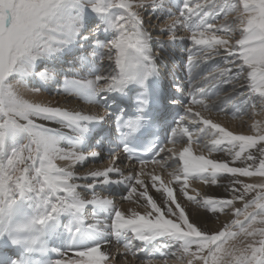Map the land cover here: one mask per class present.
<instances>
[{"label": "snow or ice", "instance_id": "1", "mask_svg": "<svg viewBox=\"0 0 264 264\" xmlns=\"http://www.w3.org/2000/svg\"><path fill=\"white\" fill-rule=\"evenodd\" d=\"M90 13L99 20L98 30L113 33L108 42L97 40L93 46V58L111 61L112 71L94 79L65 77L62 92L84 98L106 114H84L24 98L18 86L26 78L44 82L54 78L49 62L89 40L85 31ZM149 16L173 20L160 30L172 44L191 42L184 65L191 92L176 83V95L165 104L183 109L165 143L187 147L168 148L160 159L173 161L168 166L176 171L169 175L198 209L211 214L234 209L235 219L215 231L198 210L190 218L173 187L159 175L150 176L151 188L160 194L158 204L140 178L143 171L125 176L117 164L136 157L134 145L143 141L149 118L155 120L161 111L162 100L155 92L159 69L153 33L145 26ZM209 61L214 63L205 67ZM42 88L39 84L30 91L39 93ZM222 91L233 93L238 113L264 110V0H0V264H108L111 253L101 249L113 237L124 240L133 257L143 252L148 260L165 255L163 248L175 247L189 257L188 264H264V228L253 227L264 225V183L241 179L264 177V125L251 126L255 135L235 134L192 111V105L207 108L205 98ZM133 92H137L133 115L107 112L110 94L112 99H127ZM190 119L202 125L197 131L208 138L202 143L209 156L222 152L230 159L194 155L192 135L185 126ZM109 121L112 126L105 134ZM89 140L94 143L88 145ZM105 144L111 165L76 175L72 170L76 164L103 160ZM165 152L159 144L147 149L153 157ZM58 161H67L68 166H59ZM237 161H242L240 166H235ZM149 162L139 160L141 165ZM113 173L120 179H110ZM222 173L230 174L223 186L226 198L189 195L190 180L217 185ZM121 185L127 189L124 199L131 201L137 194L135 202L151 211L129 217L113 199L99 194L111 195L113 187ZM236 201L243 202V209L234 207ZM62 217H68L67 224H62ZM214 218L219 220V215ZM65 233L75 259H63L61 247L52 246L53 239ZM241 236L249 238L245 247L229 246ZM133 240L140 245L134 246Z\"/></svg>", "mask_w": 264, "mask_h": 264}, {"label": "bare ground", "instance_id": "2", "mask_svg": "<svg viewBox=\"0 0 264 264\" xmlns=\"http://www.w3.org/2000/svg\"><path fill=\"white\" fill-rule=\"evenodd\" d=\"M114 12H119V9H114ZM150 18V17H149ZM170 20V19H168ZM99 24V20L98 22L95 23L94 26V30L97 29V25ZM85 33L89 34L88 28L86 26V31ZM153 34H155L154 32H152ZM105 34V38H106ZM155 37V36H154ZM154 39H158L159 43L162 42H167L170 41L169 38L165 39L164 35H161L159 38L155 37ZM156 43V42H154ZM163 43V45H164ZM85 42H83V46L82 47H75L72 49V51L62 55L60 58H58L56 61L54 62H49L48 67L51 69H54L55 71V76L52 79H49L47 82L41 81L42 84L44 83L45 87L42 88V90L39 93H35L30 91V89H32L35 86L39 85V78H32V77H28L24 80V82L18 86V91L19 93L26 99H30L33 100L35 102H40V103H45L48 104L50 106H60V107H65L68 108L69 110H74V111H80L83 112L84 114H91V115H102L103 113H101L99 110H91V108H87V107H83L81 106V104L79 103V97L74 96V95H69V94H65L62 92V88H63V80L65 79V77H62L63 73L67 72L66 70H68L66 68V64L69 61H75L76 59H80L81 57H85L86 59H91L93 61H96V58L98 56L95 57V59L93 58V50L91 51L90 49L87 50L85 48L89 47ZM157 44V43H156ZM91 51V52H90ZM99 51V50H97ZM82 53V54H81ZM92 54V55H91ZM156 57V54H155ZM105 61L109 64L112 62L105 59ZM61 69V70H58ZM66 69V70H63ZM40 70L42 71L43 68H40ZM103 71V73H102ZM104 71L107 73V71L104 68L99 69V74H105ZM215 74V73H213ZM67 75V74H66ZM87 78V77H86ZM95 78V77H94ZM94 78H90V79H94ZM60 81L61 83L59 84L60 86L57 88H60L59 93L60 94H55V91L52 95L54 96H50L48 94V92H45V89L47 88L46 85H55L57 81ZM103 81H100L99 83H101ZM51 87V86H50ZM57 88H52V90L57 89ZM64 94V95H63ZM218 100V99H217ZM219 102V101H218ZM208 107L205 108L203 106L199 107V106H192V111L193 112H199L200 113V118L202 119H208L210 118V120L213 123H219L222 127H225L227 130L233 131L235 134H247V135H255L256 132L254 129H252V125L255 123H259L261 125H264V113H262L259 116V119L254 120V122H251V125L248 124L246 126H243V120H238L235 121L233 120L232 122L228 121V120H220L218 117L215 118L212 115V112L214 109L212 108V105H210L209 103H205ZM214 104H217V102ZM201 108V109H200ZM235 108H238V106L235 107H230L227 109V112L230 113L232 110L233 115H235ZM209 109L208 113H202L201 111L203 110H207ZM234 110V111H233ZM224 119V118H223ZM250 125V126H249ZM67 131V130H65ZM208 139V138H207ZM184 147H187L184 146ZM259 147V146H258ZM182 151V150H181ZM256 149L253 151L255 152ZM192 152L194 155H199V154H203L205 155L206 158H211V159H216V160H228L230 159L229 157H227L226 155H224V153L221 154H216L215 152H213L210 156L208 153V149L206 147H204V145L202 147H196L194 145V143H192ZM88 162V161H87ZM59 166H68V162L67 161H58L57 162ZM242 163V161H237L235 166H240V164ZM81 164L76 165L75 167H73V171L75 172L76 175H87L90 174L93 171H103L104 169H106V167L104 166H95V165H90L89 167V172L87 171H79L76 170L74 168H79ZM232 166V165H230ZM141 171H143L144 175H142L140 178L143 179L145 181V183L149 186V195H152L154 197V199L157 200V203H160V199L159 193H156L155 189L151 188V179L150 176L155 174V175H159L161 177V180L168 184L169 186L173 187V189L175 190V195L177 196V200L178 202L181 204V207H183L185 209V211L187 213L190 214V218H195L193 217L191 214L195 211L198 210L199 212V216L200 218L206 222L208 224V227H210L213 231H215L216 229L220 228L221 224L224 223H230L232 219H235V216L232 215V212L234 211V209H232L228 214L223 215V216H219V220H216L214 217L215 215H219V214H211V213H207L204 209H198V206L190 201H187L186 197H183V195L178 191L177 188V184L173 185L172 182H175L172 180L171 176L169 175V173L176 171V168L173 170H169V171H161L160 167H154V168H140L137 172L135 171L133 173V175H138ZM87 173V174H84ZM114 174V173H113ZM224 174V173H222ZM115 176H117L116 174H114ZM230 174H227L226 177H228ZM127 176V174H126ZM220 178L218 180L217 185H211V184H206L204 182L201 181H196V182H192L189 181V195H196V193H200L201 195H211L213 197H218V198H226L228 196V193H226L224 191V185L228 184V179L227 178ZM117 179V178H116ZM242 180H244L247 183H264V177H259V176H255V177H243L241 178ZM83 194V193H82ZM101 196H104L106 198H111L113 199L116 207L118 210L122 211L123 213H125L126 216H131L133 213H137V214H147L149 211H151L150 206L148 207H142L140 206L137 202H135V197L137 194H133V200H126V199H122V200H118L116 197H112L111 196H107L103 193V195L101 194V192L99 193ZM250 199V197H249ZM118 201V202H115ZM130 201V202H129ZM121 203V204H120ZM235 208H240L243 209L244 204L241 201H236ZM249 212H252L253 209H249ZM85 216L89 217V213L87 210H85ZM209 217H213L212 219H209ZM240 220L242 222L244 221V216L241 215L240 216ZM256 229L259 228H264V225H261L259 223H257L256 225L253 226ZM249 242V238L241 236L238 237L236 240L230 242V247H236V248H243L246 246V244ZM111 248V246H106V248H102V251H109ZM194 250V249H193ZM181 256V255H180ZM123 264H135L134 262H122ZM150 264H161V263H150ZM176 264H179V262H177Z\"/></svg>", "mask_w": 264, "mask_h": 264}, {"label": "rangeland", "instance_id": "3", "mask_svg": "<svg viewBox=\"0 0 264 264\" xmlns=\"http://www.w3.org/2000/svg\"><path fill=\"white\" fill-rule=\"evenodd\" d=\"M120 11V10H119ZM150 17V16H149ZM149 17H146L145 18V26L148 28V30L150 31V32H154L155 34H153V44L154 45H158V44H160L159 43V40L158 39H154L155 37H160L161 35H163L164 33H162L160 30L161 29H167L168 27H169V25H171L172 23H173V20L172 19H170V20H168V22L166 21V22H161V23H159V24H157V19L155 18V16H151V18H149ZM153 17V18H152ZM230 20L231 19H234V16L233 17H230L229 18ZM98 21V19L93 15V14H89V19H88V22H87V27H89L88 28V30H92V29H94V27H93V24H94V26H95V22H97ZM163 23V24H162ZM162 24V25H161ZM96 32H99V31H96ZM96 32H95V34H94V31H92V32H90L89 31V34H87V33H85L88 37L90 36L91 38L94 36V35H96ZM99 34V33H98ZM101 37L103 36V33H101V34H99ZM238 35V34H237ZM155 36V37H154ZM164 36H168L167 34L166 35H164ZM167 37H165V39H166ZM169 38V37H168ZM105 39V38H104ZM154 42H156V43H154ZM85 43H87V41L85 42ZM92 47V46H91ZM98 50V49H97ZM218 58V57H217ZM210 62V61H209ZM110 64V63H109ZM42 68V67H41ZM107 71V70H106ZM102 73H103V71H102ZM104 73L106 74V72L104 71ZM101 74V73H100ZM107 75V74H106ZM39 84H40V82H39ZM49 93V92H48ZM51 93H52V91H51ZM50 94V93H49ZM58 95V94H57ZM216 102H218V100H216L215 101V103ZM218 107V106H217ZM201 109V108H200ZM209 109H207V110H203V111H201L202 113H208L209 111H208ZM214 111V110H213ZM213 111H211L212 112V115H213ZM226 112H227V110H226ZM262 113H264V110H261L259 107L256 109V114H253L252 112H250V114H246L245 116H244V118H240V119H237V120H235V121H238V120H243V126H246V125H248V124H250L251 125V122L253 123L254 122V120H256V119H259V116L262 114ZM215 118H219L220 120H228V121H230V122H232L233 120H230V118H227V117H223V116H221V114L220 115H218V116H215V115H213ZM233 116V115H232ZM224 118V119H223ZM208 119H210V118H208ZM249 125V126H250ZM184 146H186V145H183V146H180L179 148H178V150H183V147ZM255 149H253L252 151H254ZM87 163H89V161L87 162ZM86 162L84 163V164H81L80 166H79V168H74V169H76V170H79V171H87V172H89V167H90V165L89 166H86V164H87ZM76 165H78V164H76ZM75 165V166H76ZM74 166V167H75ZM84 174H87V173H84ZM220 175H225V177L227 176V174H220ZM224 177V178H225ZM78 183H80V181H77ZM173 183V185H176V182H172ZM83 195V194H82ZM253 195H255V193H253ZM112 197H114V196H112ZM115 202H118V201H115ZM130 202V201H129ZM121 204V203H120ZM149 207V206H148ZM231 210H227V214L230 212ZM223 215H226L225 213H219V216H223ZM181 256H180V258L178 259V258H176V260L174 259V260H172V261H170V262H166V263H161V264H176L177 262H179V264H188V259H189V257L186 255V254H183L182 252H181ZM177 260H179V261H177ZM175 261H177V262H175ZM123 261H121L119 264H123L122 263ZM129 262V261H128ZM109 264V263H108Z\"/></svg>", "mask_w": 264, "mask_h": 264}]
</instances>
